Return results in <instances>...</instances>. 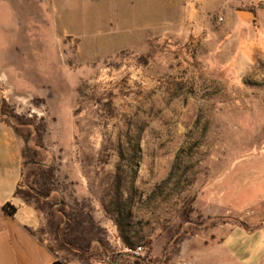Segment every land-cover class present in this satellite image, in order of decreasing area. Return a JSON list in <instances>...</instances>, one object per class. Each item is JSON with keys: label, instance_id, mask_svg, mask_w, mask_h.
I'll return each mask as SVG.
<instances>
[{"label": "rangeland", "instance_id": "rangeland-1", "mask_svg": "<svg viewBox=\"0 0 264 264\" xmlns=\"http://www.w3.org/2000/svg\"><path fill=\"white\" fill-rule=\"evenodd\" d=\"M49 1L0 0V113L5 102L24 118L32 147L45 126L40 165L55 169L70 205L97 206L127 137L142 150L133 226L150 251L125 256L104 217L109 249L93 245L86 264H237L213 250L230 227L254 229L264 218V0H232V36L255 42L232 82L183 67L176 101L153 100L141 87L134 94L132 77L149 71L147 58L142 45L117 51L120 38L108 31L112 6L99 20L97 9L69 0L50 14ZM236 11L254 19L235 24ZM192 200L186 222L181 214Z\"/></svg>", "mask_w": 264, "mask_h": 264}, {"label": "crops", "instance_id": "crops-1", "mask_svg": "<svg viewBox=\"0 0 264 264\" xmlns=\"http://www.w3.org/2000/svg\"><path fill=\"white\" fill-rule=\"evenodd\" d=\"M57 1L48 2L50 14L57 10ZM140 1L69 0L70 7L75 2L82 8L97 9L99 20L104 18L102 15L108 6H112L114 13L108 31L120 38L117 51L138 52V46H143L149 71L139 77L137 71L132 77L134 94L141 87L144 96L153 100L176 101L178 85L183 81L178 73L183 67L197 70L209 79L230 82V76L236 77L233 71L236 72L237 65L253 56L254 41L249 47L246 36H232V0H148L144 9L137 12ZM236 23L247 25L237 11ZM23 148L14 131L0 122V264H56L57 257L39 240L38 232L46 224L44 216L15 196L23 182ZM82 183L83 192L88 194L85 177H81ZM55 194L65 200L62 191ZM8 205L15 208L14 215L4 209ZM95 208L96 222L106 227L100 203ZM105 221L115 230L111 221ZM214 247L213 253L221 255L223 262L228 259L237 264H264V218L250 231L230 227ZM210 261L215 262L208 259L206 263ZM69 264L83 263L71 261Z\"/></svg>", "mask_w": 264, "mask_h": 264}, {"label": "trees", "instance_id": "trees-1", "mask_svg": "<svg viewBox=\"0 0 264 264\" xmlns=\"http://www.w3.org/2000/svg\"><path fill=\"white\" fill-rule=\"evenodd\" d=\"M0 122L11 128L15 135L24 142L22 150L24 180L16 190L15 196L21 198L25 204L34 207L44 216L46 224L38 232L39 240L46 244L48 251L57 257L59 262L56 264H69L71 261L86 264L85 258L93 250V245L108 250V242L104 239L107 231L96 222L93 203L85 200L82 203L76 201L74 205H70L64 199L56 196L55 193L58 190L55 169L40 165V151L43 149L42 136L45 133V126L41 125L36 130L38 138L32 147L28 140L31 132L23 138L21 131L25 127L24 118L15 114L5 102H2ZM118 154L120 161L116 173L107 185L104 197L98 203H100L104 216L118 231L124 247H141L150 251L151 244L143 242L133 226L132 210L134 201L139 195L134 188V182L137 178L142 150L137 142H134L131 137H127L126 147L120 146ZM175 169L176 164L169 178L163 182V187L172 181ZM194 201L185 203L184 211L181 214L182 220L188 221L189 214L193 211L190 205ZM4 209L9 215H14L16 212L15 208L9 205ZM237 226L250 231L244 224L240 223ZM32 234L36 236L35 233Z\"/></svg>", "mask_w": 264, "mask_h": 264}, {"label": "built area", "instance_id": "built-area-1", "mask_svg": "<svg viewBox=\"0 0 264 264\" xmlns=\"http://www.w3.org/2000/svg\"><path fill=\"white\" fill-rule=\"evenodd\" d=\"M220 21H223L222 19ZM188 53L189 50H187ZM143 249L141 247H125L124 249V255L131 258V259H138L142 255Z\"/></svg>", "mask_w": 264, "mask_h": 264}, {"label": "water", "instance_id": "water-1", "mask_svg": "<svg viewBox=\"0 0 264 264\" xmlns=\"http://www.w3.org/2000/svg\"><path fill=\"white\" fill-rule=\"evenodd\" d=\"M237 14L246 23L254 19V14L249 11H238Z\"/></svg>", "mask_w": 264, "mask_h": 264}]
</instances>
